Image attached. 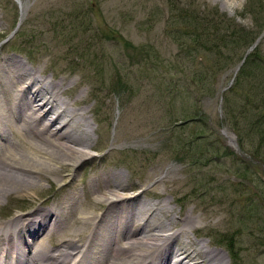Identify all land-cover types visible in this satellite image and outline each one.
Returning a JSON list of instances; mask_svg holds the SVG:
<instances>
[{"label": "rangeland", "instance_id": "rangeland-1", "mask_svg": "<svg viewBox=\"0 0 264 264\" xmlns=\"http://www.w3.org/2000/svg\"><path fill=\"white\" fill-rule=\"evenodd\" d=\"M209 22L217 27L212 33L205 30ZM233 29L242 47L227 36ZM204 31L211 41H201L213 50L183 51ZM224 33L226 47L219 43ZM4 55L64 80L62 97L71 109H88L94 132L87 140L91 158L58 170L65 185L52 173L36 188L1 193L0 221L52 208L72 188L96 224L95 216L123 204L98 205L93 196L92 178L111 170L124 178L116 180L117 196L139 193L135 200L143 202L134 207L143 211L150 203L145 216L170 221L181 230L178 242H204L228 264H264V219H258L264 215V0H0ZM201 74L205 83L197 82ZM31 132L11 136L30 143ZM233 132L242 135L238 149ZM24 146L20 151L28 153ZM82 210L68 221L71 234L58 238L61 247L76 232L84 238L92 230L82 225ZM233 236L236 249L229 252L222 240Z\"/></svg>", "mask_w": 264, "mask_h": 264}, {"label": "bare ground", "instance_id": "bare-ground-1", "mask_svg": "<svg viewBox=\"0 0 264 264\" xmlns=\"http://www.w3.org/2000/svg\"><path fill=\"white\" fill-rule=\"evenodd\" d=\"M26 10L21 3V21ZM63 81L47 77L40 64L30 66L10 55L0 59V194L27 186L36 188L42 177L54 173L57 182L65 185L66 178L61 179L63 176L58 172L60 167L65 164L76 169L91 158L89 148L93 144L87 140L94 129L88 122V109L70 108L68 100L62 97L63 91L68 89L63 86ZM51 114L57 118H48ZM78 117L84 122L78 124ZM61 120V125L54 128ZM14 124L21 130L34 132L27 138L35 141L23 142L28 153L23 154L11 139ZM72 132L85 133L86 140L78 142L80 140L75 139ZM97 174L98 177L91 180V189L98 205L105 202L111 207L124 203L122 207H112L104 216H95L97 226L92 223V212L82 210L79 216L82 225H93L89 235L83 238L82 231L76 232V238L63 241V247L57 246L59 241L55 233L69 226L64 227L63 221L81 213L75 204L79 203L80 194L69 188L68 194L52 208L39 207L16 219L0 221V260L4 259V264H228L220 251L202 249L204 242L196 243L191 239L178 242L181 230L172 227L170 221L142 220L143 211L133 205L143 202L142 199L135 200L139 193L117 196L116 189L120 184L116 180H124L118 172L109 170ZM145 205L153 208L148 202ZM111 213L122 218L130 213L132 217L122 219L116 228L111 225L116 229L114 235L104 233L106 226L100 227ZM187 227L192 230L196 226L187 224ZM71 232L72 227L59 237L69 236ZM47 239L54 242L52 249L45 245ZM199 244L201 248L197 246Z\"/></svg>", "mask_w": 264, "mask_h": 264}, {"label": "trees", "instance_id": "trees-1", "mask_svg": "<svg viewBox=\"0 0 264 264\" xmlns=\"http://www.w3.org/2000/svg\"><path fill=\"white\" fill-rule=\"evenodd\" d=\"M182 14V13H181ZM183 15V14H182ZM182 17H186V16H182ZM209 25L206 27V31H210L211 33L213 32V31H215V30H217V27L215 26V25H213V24H211L210 22L208 23ZM223 24V23H222ZM229 28L230 27H227L226 28V30H229ZM206 31H204L203 33H201V34H197V36H192V43H190V44H188L187 46H184V45H181L182 46V48H183V51H184V49H186V50H188L189 52H192L193 50H195V51H197V52H199V51H207L208 52V50H213L212 49V47H208V45H205L202 41H205V42H210L211 40L210 39H208V36L207 35H210V33L209 32H206ZM237 31H238V29H233V31H232V33L230 32L228 35L226 34V33H224L223 35H222V37H220V41H219V43H221V44H223L225 47H226V45L228 46V41L226 40V35L227 36H229V37H231L232 35L233 36H236L235 37V39H236V42H237V44L236 45H238V46H243V44L242 43H244V39H242V35H241V32H239V33H237ZM189 33V32H188ZM188 33H186V31L183 33V36H186ZM247 36H245V38H246ZM177 39V38H176ZM177 40H179V39H177ZM202 40V41H201ZM231 43V45L232 46H234L232 43H233V41L232 42H230ZM239 44H241V45H239ZM245 44L246 45H248L249 46V39H247L246 41H245ZM217 46V45H216ZM218 48H221V45H218L217 46ZM77 48H79V46H77ZM83 48V47H82ZM85 48H87V46H85ZM202 75L203 74H201L200 75V80L199 81H197V82H199V83H202V81H204L205 80V78H204V75H203V78H202ZM206 82V80L204 81V83ZM232 125H234V124H232ZM252 128V130L249 128V130L251 131V133H253L254 132V128L253 127H251ZM249 132V131H248ZM242 135L241 134H239V137H241ZM263 136V135H262ZM259 142L260 143H262V145H264V136L259 140ZM263 203H264V198H263ZM256 205H259L258 204V201H257V203H256ZM258 219H264V215H260L259 216V218ZM263 225V224H262ZM264 226V225H263ZM261 229L263 230V227H261ZM263 239V238H262ZM261 239V240H262ZM222 240V239H221ZM234 236H233V238H231V237H229V238H227V239H223L222 240V244H224L225 246H227L228 247V249L231 251V252H233L236 248H235V243H234ZM262 246H264V242H263V245Z\"/></svg>", "mask_w": 264, "mask_h": 264}]
</instances>
